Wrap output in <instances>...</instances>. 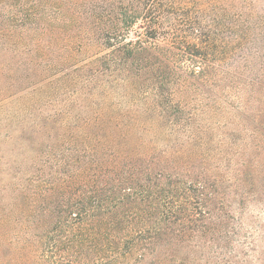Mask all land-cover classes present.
Wrapping results in <instances>:
<instances>
[{
	"label": "trees",
	"instance_id": "trees-1",
	"mask_svg": "<svg viewBox=\"0 0 264 264\" xmlns=\"http://www.w3.org/2000/svg\"><path fill=\"white\" fill-rule=\"evenodd\" d=\"M160 5L156 0H0V79L5 80L0 97L21 93L22 112L32 119V109L60 92L74 93L80 84L90 89L84 98L89 118L69 123L67 117L56 136L46 124L39 132L26 127V140L34 143L27 150L35 153L31 163L16 171L12 186L0 184V244L8 241L9 231L14 234L16 264H163L172 262L173 255L165 257L170 250L185 245L223 248L232 242L243 253L252 245L245 216L264 197L259 159L264 82L243 83L253 101L246 141L226 149L203 142L201 130H194L197 112L172 104L168 87L180 62L206 82L209 70L217 69L207 61L210 30L202 21L190 25L201 49L179 36L170 39L149 26ZM94 48L112 51L78 66ZM148 76L160 86L148 111L158 119L172 118L175 132L187 138L182 145L203 148L198 170L190 161L181 163L183 150L175 161V156L140 153L142 143L118 140L133 127L108 110L112 94L106 89L121 88L133 101L137 96L131 93ZM218 76L226 90L235 85L237 77L221 70ZM141 97L147 100L149 94ZM248 141L246 156L239 149ZM235 157L241 158L232 161Z\"/></svg>",
	"mask_w": 264,
	"mask_h": 264
},
{
	"label": "rangeland",
	"instance_id": "rangeland-1",
	"mask_svg": "<svg viewBox=\"0 0 264 264\" xmlns=\"http://www.w3.org/2000/svg\"><path fill=\"white\" fill-rule=\"evenodd\" d=\"M156 1L161 5L150 14L154 15L150 17L151 20L156 19V23L149 25L150 28L167 33L170 39L172 35L182 37L186 39V42L195 44L201 49L204 48V44L199 42L190 25L191 23L195 25L198 21L206 23L212 37L206 45L207 61L212 67L217 68L209 70V79L206 82L204 78L196 76L197 74L192 75L193 68L189 63L184 61L178 63L179 69L176 71L178 75H174L175 82L168 87V91L170 90L173 95L172 104H179L187 111L197 112L196 115L199 118L195 122L194 130L198 132L201 130L203 142L212 144L211 147L223 145L226 149L228 146L242 144V141L247 140L246 130L250 124L248 118L253 109L250 89L246 86L247 83H243L253 80L264 82V0ZM137 27H143V25H137ZM111 51L112 49L104 52L103 49H90L82 55L81 62L77 65H88L94 59ZM114 56L117 57V55ZM89 57L92 59H88ZM131 63L133 64L132 61L127 62L130 67ZM220 70L237 77L235 85L230 90L223 87L225 80L221 81V84L218 82ZM15 71L18 73L21 70ZM147 78L149 76L139 82L135 88L136 92L131 93L137 96L133 101L123 97L124 90L121 88L113 90L110 89L112 85L109 84L106 89L112 94L108 110L117 112L115 114L121 116L120 121L125 127H133V131L124 136L122 134L118 140L124 141L125 144H136V146L142 143L140 153L145 155L154 153L157 156L165 155L169 158L175 156V161L182 154L178 151L183 150L185 155H182L181 163L185 165L187 164L185 161H190L189 165L193 164L195 170H198L203 148L199 151V148L195 150L194 146L182 145V142H187V138L175 132L177 127L174 122H171L172 118L158 119L148 111V106H151L155 99V93L160 92L158 90L160 86L155 80L148 82ZM101 80L104 81L105 78L101 77ZM4 84L5 80L0 79V87ZM82 86L83 88L80 89V84L74 93L60 92L55 98L43 101L37 106L39 108L32 109L34 115L32 119H28L27 114L22 112L20 103L24 104L25 100L20 98L21 93L13 96L15 92L9 91L0 97V179L3 180L0 184L2 186L5 188L12 186L17 181L14 178L19 177L17 172L27 170L33 158L32 155L35 154L32 151L27 152L32 149L34 143L31 139L26 140L25 136L28 133L26 127L30 126L33 131L39 132L40 125L46 124L56 136L67 117H69V123H75L78 117L84 120L91 116L84 105L86 104L84 98L90 89L86 88L85 84ZM146 92L149 94V100L141 97ZM156 100L159 104L164 103L161 99ZM53 115L55 118L48 121V116ZM249 145L248 141V146L244 145L239 151L248 156ZM18 146H25L27 149L22 147L23 152H19ZM214 149L216 150L213 148L209 151L215 153ZM260 154L259 159L264 160V150ZM240 158L235 157L232 161ZM257 164L259 165L258 160ZM48 172L51 174V170ZM245 224L248 227V236L251 237L252 245L244 248V253L240 252L239 248L236 250L231 247L232 242L223 244L224 246L221 244L223 248H217L214 244L209 248L185 245L186 247L181 248L180 251L179 249L170 250L165 257L173 255L172 262L165 261L163 264H224L225 262L264 264V197L261 201L250 205L245 216ZM6 239H8L7 242L0 244V264H16L14 255H16L17 247L14 243V234L9 231Z\"/></svg>",
	"mask_w": 264,
	"mask_h": 264
}]
</instances>
